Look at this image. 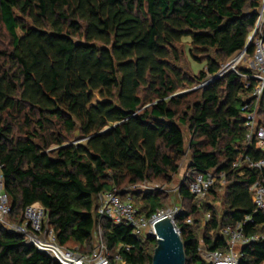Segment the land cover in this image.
<instances>
[{
  "label": "trees",
  "instance_id": "trees-1",
  "mask_svg": "<svg viewBox=\"0 0 264 264\" xmlns=\"http://www.w3.org/2000/svg\"><path fill=\"white\" fill-rule=\"evenodd\" d=\"M261 4L0 0V21L11 36L10 46L0 49V164L10 219L23 223L25 207L39 202L60 244L76 242L88 249H74L91 254L101 227L111 257L119 254L121 264H152L157 239H138L127 224L100 217L98 194L117 187L150 218L164 206L163 192L130 188L145 180H171L186 154L187 127L191 159L179 192L190 208L175 218L186 264H207L199 251V219L194 226L187 222L202 208L209 214L203 236L209 250L226 251L221 228L252 216L244 230L262 237L242 247L239 264L264 262V211H256L250 191L264 171L249 164L264 155L247 145L243 115L258 80L250 78L246 86L230 70L200 85L236 52L247 47L254 53L248 37ZM186 37L190 44L183 51L179 43ZM184 53L197 61L205 56L207 71H184ZM187 88L192 91L174 95ZM257 116L264 126V91ZM75 131L81 141H74ZM236 161L240 164L233 166ZM211 169L226 171V182L217 180L206 194L216 200L225 185L221 214L189 189L196 172ZM0 264L59 263L0 222Z\"/></svg>",
  "mask_w": 264,
  "mask_h": 264
},
{
  "label": "built area",
  "instance_id": "built-area-1",
  "mask_svg": "<svg viewBox=\"0 0 264 264\" xmlns=\"http://www.w3.org/2000/svg\"><path fill=\"white\" fill-rule=\"evenodd\" d=\"M258 19L254 30L248 37V43L254 42V53L249 55L247 47L242 49L240 54L229 62L223 64L222 68L214 75H210L200 85H207L224 73L232 70L238 73L245 81V85H249V79L258 80L251 96L246 99L247 102L243 107V115L245 125L247 127L246 140L247 145L254 144L255 147L263 152L264 155V126L258 123L257 104L264 91V34L262 25L264 21V0L258 10ZM251 57L246 72L238 68V63L242 59ZM239 161L234 162L233 166H238ZM250 167L264 171V156L258 160L249 159ZM188 174V173H187ZM186 174V176H187ZM226 182V171H215L214 169L207 171H198L189 183V189L194 197L202 200L206 197L208 189L217 181ZM145 180L141 184L144 192L161 190L159 187L147 185ZM253 202L257 210L264 211V177L258 179L250 186ZM121 190L117 187L100 192L98 194L97 212L100 217H108L115 223H125L132 229V234L141 239L151 236L154 233V220L161 215L165 209L158 210L150 218L140 213L139 208L134 205L130 194L126 198H122ZM183 208L176 207L172 211L175 217L183 211ZM12 212V203L9 196L5 192L4 175L2 164H0V222L5 225L8 231L16 232L24 236V243L35 246L39 251L47 254L52 260L59 264H109L111 253L107 249L102 239V229L98 228L97 245L91 254H84L80 251L64 246L57 240L55 230L51 225L48 213L45 207L34 202L24 209V222H11L8 218ZM209 217V215H208ZM252 221V216H247L245 220L238 221L235 224H229L221 228V234L226 238V251L209 250L199 248L200 254L207 264H239L243 256L242 247L259 240L262 236L258 234L248 235L244 230L247 221ZM187 222H191V218H187ZM236 244H240V249L236 250ZM115 262L122 260L119 254L113 255Z\"/></svg>",
  "mask_w": 264,
  "mask_h": 264
},
{
  "label": "rangeland",
  "instance_id": "rangeland-1",
  "mask_svg": "<svg viewBox=\"0 0 264 264\" xmlns=\"http://www.w3.org/2000/svg\"><path fill=\"white\" fill-rule=\"evenodd\" d=\"M19 33H21V32H19ZM10 43H11V36H10L9 32L7 31L6 27L4 26V24L0 21V49L8 48L10 46ZM189 44H190V40H189V38L186 37L183 39V41L181 43H179V46L182 50L184 48L187 50ZM241 51L236 52L229 59L222 62L221 68H222L223 64L229 62L231 59L238 56ZM204 57L205 56H201V59L199 61H197L196 59H194V57H191L188 54L184 53L182 55V61L180 63V66L182 67V69L184 71H186L187 73H189L191 75L194 73H198L200 70L207 71V67H206ZM246 57H247L246 59H242L238 63L239 69H246L249 66V61L251 60V57H248V56H246ZM190 90H191L190 88L180 89V90H177L174 93V95L182 96V94L190 92ZM246 99H247V97H246ZM183 130H184V134H185L186 154L184 155V157L180 161V167H179L178 172L171 175L170 181H166L164 179H153V180L151 179V180H147L148 182L146 183L147 185H151V186L155 185V186L159 187L161 189L160 191L163 192V194L165 196L164 206L159 210H162V209L174 210L176 207L183 208V209H185V208L189 209L190 208L189 200L184 199L180 195V192H179V185L186 179V174L189 171V163H190V159H191L190 158V152H191L190 140L193 138L192 134L189 132V129L187 127H183ZM73 136H74V141H81L83 139V137L80 136L79 131H75L73 133ZM141 185H143V184L140 183L137 185V187L130 188V189H131V191H136V192H140V193L144 192L141 188ZM224 196H225V185L219 190L218 196L216 197V200H214L212 198V196H210V197L207 196L206 198H203L202 200H200V202L205 201V200L211 201L214 204V207L219 212V214H221L225 208ZM139 203L141 204L142 202H139ZM208 215L209 214L202 208L200 211H198L197 213H194L191 216V218H192L191 221H192L193 226L195 225V218L199 219V226L196 227V230H197L199 238H200V247L199 248H202V249H205L207 247L206 244L203 242V236L205 233L204 225H205L206 219L208 218ZM8 219L11 222H13L10 219V216ZM97 240H98V229H97V231L94 232L93 243L95 246L97 245ZM68 246L71 248H76V249H80L83 251H86L88 249L87 246L79 245L76 242H71L70 244H68ZM240 246H241L240 244H236L235 249L236 250L240 249ZM149 247H150V249H152L153 245L149 244ZM113 260H114L113 257L109 258V261L111 264H121L120 262H114ZM260 264H264V262H262Z\"/></svg>",
  "mask_w": 264,
  "mask_h": 264
},
{
  "label": "water",
  "instance_id": "water-1",
  "mask_svg": "<svg viewBox=\"0 0 264 264\" xmlns=\"http://www.w3.org/2000/svg\"><path fill=\"white\" fill-rule=\"evenodd\" d=\"M151 236L157 239L152 264H186L184 241L176 226L175 215L158 216Z\"/></svg>",
  "mask_w": 264,
  "mask_h": 264
},
{
  "label": "bare ground",
  "instance_id": "bare-ground-1",
  "mask_svg": "<svg viewBox=\"0 0 264 264\" xmlns=\"http://www.w3.org/2000/svg\"><path fill=\"white\" fill-rule=\"evenodd\" d=\"M165 214H168V215H174V213L172 212V211H169V210H167V209H165V210H163L162 212H161V216L162 215H165ZM101 264H104V262H102Z\"/></svg>",
  "mask_w": 264,
  "mask_h": 264
}]
</instances>
